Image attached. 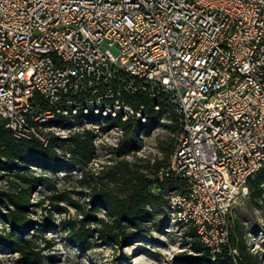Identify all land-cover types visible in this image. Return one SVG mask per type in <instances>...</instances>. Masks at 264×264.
Here are the masks:
<instances>
[{
	"label": "built area",
	"instance_id": "2783aa9c",
	"mask_svg": "<svg viewBox=\"0 0 264 264\" xmlns=\"http://www.w3.org/2000/svg\"><path fill=\"white\" fill-rule=\"evenodd\" d=\"M136 93L149 102L125 100ZM161 110L177 128L159 174L185 181L171 219L217 248L264 166V0H0V124L15 137ZM84 123L94 144L108 130Z\"/></svg>",
	"mask_w": 264,
	"mask_h": 264
},
{
	"label": "trees",
	"instance_id": "16d2710c",
	"mask_svg": "<svg viewBox=\"0 0 264 264\" xmlns=\"http://www.w3.org/2000/svg\"><path fill=\"white\" fill-rule=\"evenodd\" d=\"M125 100L136 106L140 102L148 103L149 98L145 93L126 95ZM161 111L146 122L137 120L121 121L117 117L101 116L99 114H77L71 121L68 117L58 116L47 125L59 127L82 123L86 116L91 122H105L100 129L120 127L122 136L116 149L128 153L134 147V141L138 134H142L150 127L165 125L171 132L177 128L176 118L173 114H167L169 122H162ZM46 144L40 139L17 138L12 131L0 124V243L20 254L19 260L24 264L42 263L44 257L36 249L32 238H26L23 234L32 226L30 207L42 205L43 199L31 202V193L37 186L54 188L46 171L55 172L58 169H71L75 166L82 171L86 164L95 155L94 133L91 129H83L67 137L58 138L45 131ZM59 141H63L59 144ZM174 146V138L169 152L165 153L163 161H155L146 164L139 169L134 161L119 159L108 166V171L102 176H82V186L89 189V200L92 208L89 210L105 211L106 219H95L96 228L87 226L88 220L93 219L82 206L66 193L52 194L49 197L53 202H70L75 205L85 218L66 220V229L70 240L77 245L83 246L87 238L93 232L104 238L109 244L121 245L130 239L144 237L151 231L147 221L154 219L152 207H164L167 205L170 211L169 201L165 193L173 189L184 190L185 181L182 178L159 174L167 163L169 154ZM58 148L63 152L59 153ZM136 166V167H134ZM89 177H92L89 179ZM248 196L254 199L256 204L264 205V166L248 179ZM60 209V206H56ZM92 217V218H91ZM231 214L228 216L230 220ZM179 226L186 228L184 231L189 238V247L196 254H189L193 259L213 258L212 264H259L257 253H252L246 246L243 238L241 225L232 220L229 226L227 240L219 243L217 248L206 245L192 226H185L177 222ZM154 225V224H152ZM46 226V225H44ZM37 228L39 232L44 227ZM34 236V235H31ZM35 237V236H34ZM48 242V241H47ZM237 252V253H236Z\"/></svg>",
	"mask_w": 264,
	"mask_h": 264
},
{
	"label": "rangeland",
	"instance_id": "374dc122",
	"mask_svg": "<svg viewBox=\"0 0 264 264\" xmlns=\"http://www.w3.org/2000/svg\"><path fill=\"white\" fill-rule=\"evenodd\" d=\"M97 124L100 126L105 122L100 120ZM92 126L91 123L71 124L53 128L51 133L57 135L58 138H64L86 128L92 129ZM103 130L107 132L102 133L100 139L95 141V155L83 171L75 166L69 170L46 171L45 174L50 177V182L55 187L41 185L31 193V202L43 199L42 205L30 207L29 216L33 224L23 234L24 237L34 240L37 245L36 249L44 257L42 263L36 264H212L213 258L188 257L189 254L194 256L196 253L189 247V238L184 232L186 228L172 221L171 211L168 210L167 205L164 207L151 206L154 219L146 222L150 225L151 231L144 237H136L121 245H116L109 244L95 231L87 238L83 246L70 240L65 225L66 220L85 218V215L72 203L66 201L55 203L47 197L48 195L50 196L52 192L53 194L66 193L76 200L89 215L94 216L93 219L88 220L87 224L94 229L97 227L95 219L99 217L106 219L105 211L102 208L97 211L89 210L93 206L89 200V189L81 185L82 176L85 174L87 177H100L107 173L110 164L121 158L134 161L139 169L144 168L146 164L163 161L173 141V134L169 128L165 125H158L138 134L134 147L125 153V149H116L121 137L116 136L115 129L107 126ZM62 143L63 141H59V144ZM58 152L63 151L58 148ZM0 184L4 186V182L0 181ZM167 195L168 193H165V196ZM260 202L259 199V204H256L249 196L240 199L231 212L229 226L232 220L241 225L248 250L257 253L259 264H264V205ZM56 206L61 208L58 209ZM42 225H46L43 227L44 231L39 232L37 228ZM19 258L20 254L17 251L0 243V264H24Z\"/></svg>",
	"mask_w": 264,
	"mask_h": 264
}]
</instances>
